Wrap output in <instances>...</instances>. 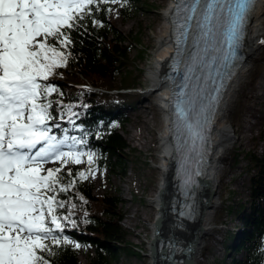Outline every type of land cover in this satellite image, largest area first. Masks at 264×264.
Here are the masks:
<instances>
[{"label":"snow or ice","instance_id":"snow-or-ice-1","mask_svg":"<svg viewBox=\"0 0 264 264\" xmlns=\"http://www.w3.org/2000/svg\"><path fill=\"white\" fill-rule=\"evenodd\" d=\"M114 3L0 0V264H50L53 246L67 242V224H76L70 212L60 214L67 205L59 198L75 181L65 180L61 168L44 165H78L87 156L91 169L94 155L82 151V137L67 131L56 134L72 117L64 120L63 103L53 116L52 97L62 93L49 77L71 57V33L86 30L85 20L100 24L92 18L94 13L106 10L100 5ZM253 4L254 0H177L175 15L183 19L179 30L192 46L186 43L183 50L185 67L179 84L174 83L172 107L192 163ZM176 55H181L179 40ZM57 118L60 122L53 123ZM74 175L85 177L84 172L66 173L69 178Z\"/></svg>","mask_w":264,"mask_h":264},{"label":"trees","instance_id":"trees-1","mask_svg":"<svg viewBox=\"0 0 264 264\" xmlns=\"http://www.w3.org/2000/svg\"><path fill=\"white\" fill-rule=\"evenodd\" d=\"M134 2L139 0L100 5L106 10L96 11L92 17L100 24L93 26L85 20L86 30L71 33L74 41L71 57L49 77V83L57 85L62 93L52 97L53 116L61 112L58 105L63 103L67 113L64 120L72 117V122L64 123L56 134L67 131L70 136L82 137L85 141L82 151L94 155L91 169L87 156L84 163L54 167L62 169L65 180L75 181L68 193L59 198L67 205L60 214L70 212L76 224H67L64 232L67 242L53 246L50 264H117L121 250L127 249L128 231L122 224L123 198L119 189L115 193H95L92 173L95 167H100L124 174L125 165L134 153L122 132L128 120L124 109L138 99L136 88L140 87L144 71L140 61L147 57V52L139 48L133 56L132 42L142 41L140 31L134 36L133 30L124 35L110 20L111 10L118 4L124 18L129 19ZM59 122V118L53 121ZM261 137L264 138V129ZM250 159L256 169L250 178V212L243 216L245 230L239 231L228 246L234 252L242 250L243 255L234 257L229 264H264V151L252 152ZM69 171L84 172L85 177L69 178L66 176ZM70 238L83 244L90 258L88 262L80 259L79 247Z\"/></svg>","mask_w":264,"mask_h":264},{"label":"rangeland","instance_id":"rangeland-1","mask_svg":"<svg viewBox=\"0 0 264 264\" xmlns=\"http://www.w3.org/2000/svg\"><path fill=\"white\" fill-rule=\"evenodd\" d=\"M147 2L152 3V6ZM169 5L171 0H139L133 3L129 19L124 18L119 4L114 5L110 13L111 22L124 35L133 30L134 36L140 31L142 41L132 42L131 54L137 55L139 48L147 52V57L140 61L144 71L140 87L136 88L138 99L133 106L124 109L128 120L122 132L130 148L134 149L131 159L125 165L126 172L120 174L110 172L107 168L95 167L92 173L95 193H115L119 189L123 198L122 224L128 231V241L125 243L127 249L121 250L117 264L153 262L149 255V240L154 236L153 225L158 216V208L156 203L151 204L150 199L157 196L163 177L159 167L162 162L159 136L164 129L165 115L156 104L161 91L156 90L148 96L153 81L147 72L154 66L159 52L158 38L167 23L163 13ZM249 69L224 118L232 125L236 139L229 144L225 155L221 171V204L212 213V234L203 237L198 249V264H229L234 257L243 255L242 250L234 252L228 246L239 231L245 230L243 216L250 212V178L256 172L250 154L264 151V138L261 137L264 129V44L257 58L249 64ZM134 133L138 137L133 136ZM64 150L68 151L67 148ZM81 162L84 163V157ZM70 165L49 162L44 167ZM69 241L79 244L80 259L88 262L90 258L83 244L74 238Z\"/></svg>","mask_w":264,"mask_h":264},{"label":"bare ground","instance_id":"bare-ground-1","mask_svg":"<svg viewBox=\"0 0 264 264\" xmlns=\"http://www.w3.org/2000/svg\"><path fill=\"white\" fill-rule=\"evenodd\" d=\"M176 4L177 0H171V5H169V7L163 13L167 23L164 31H162L158 38L160 47L155 59V64L147 72V75L153 81V87L148 90V96H150L152 92L156 90L161 91L160 95L158 96L159 100L156 104L160 106L165 115L164 129L159 136V144L161 148L160 159H162L159 167L162 170L163 177L162 182L159 185L157 196L151 198L150 202L152 205L156 203V207L158 208V215L163 212V209L161 207V190L169 185V180L173 178L172 173H175V171H177L176 178H184L189 175L209 178L212 181L213 188H215L216 190V195L212 199L211 204L206 207V211L202 217L196 220L200 214L199 210L202 209L200 208L201 202L198 197V191L188 192L186 195L175 193L171 208L173 209V215H176L177 217H179V213L184 210L187 218L181 217L183 222H194L193 224L195 225H203L205 228V232L202 233L203 238L207 234H212L214 230V228L211 227L212 213L213 210L218 208L221 204L219 202V197L221 194V171L223 163L226 160L225 155L229 148V144L234 142V140L236 139L232 125L229 122L225 121L224 118L227 114L229 106L233 101V97L248 75V72L250 70L249 64L257 58L259 49L264 44V0H257L248 14L249 21L247 28L246 46L243 50L244 57L242 58L240 65L234 70L232 77L228 81L224 91V95L219 103L217 110L213 112L212 136L209 145V151L204 152V160L206 161L203 162L202 167L199 170L192 169L191 172L187 170V165L185 163L187 157L186 153L182 150H177L176 137L173 134L172 117H174V114L172 107V96L174 90V82L169 78V76L175 73L172 70V62L177 52V40L174 36L175 22L173 19V15H175ZM133 136L136 137L137 133H134ZM200 194H202L203 197L202 201L209 200L210 193L201 191ZM173 215H170L168 219H173ZM168 223L169 222L167 220V222H165V230L168 231H170V229L172 230L173 228H176L177 226H181L186 231H188V229L193 230L191 224L190 226H187L184 223H170V225ZM153 227L155 232L156 222L154 223ZM199 234L201 235V233ZM152 240L153 238L149 240L150 249ZM199 254L200 253L198 252L196 256L197 261L199 259ZM149 255L152 257L151 252Z\"/></svg>","mask_w":264,"mask_h":264},{"label":"water","instance_id":"water-1","mask_svg":"<svg viewBox=\"0 0 264 264\" xmlns=\"http://www.w3.org/2000/svg\"><path fill=\"white\" fill-rule=\"evenodd\" d=\"M176 174L177 171L172 173L173 178L169 180V185L161 190L163 212L156 218V228L151 242L152 264H197L196 256L203 239L202 233L205 232L204 226L188 222L189 226L190 224L192 225L193 230L189 229L186 239L179 240L169 236L168 231L165 230V222H167L170 215H173V209L171 208L175 191H177ZM198 179L200 183L196 191L199 192L198 197L201 202L200 208L202 209L199 210L200 214L196 220L204 215L206 207L211 204L212 199L216 195V190L213 188L212 181L209 178L198 176ZM201 191L210 193L208 201H202Z\"/></svg>","mask_w":264,"mask_h":264}]
</instances>
